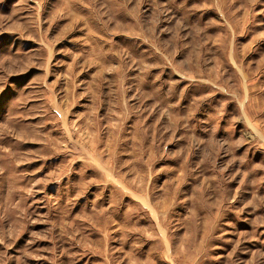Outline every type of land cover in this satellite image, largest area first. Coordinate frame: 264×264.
Masks as SVG:
<instances>
[{
    "label": "rangeland",
    "instance_id": "1",
    "mask_svg": "<svg viewBox=\"0 0 264 264\" xmlns=\"http://www.w3.org/2000/svg\"><path fill=\"white\" fill-rule=\"evenodd\" d=\"M0 264H264V0H0Z\"/></svg>",
    "mask_w": 264,
    "mask_h": 264
}]
</instances>
